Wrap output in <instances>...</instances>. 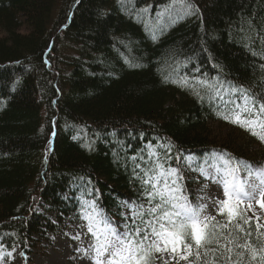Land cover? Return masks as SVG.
Here are the masks:
<instances>
[{"label":"trees","instance_id":"obj_1","mask_svg":"<svg viewBox=\"0 0 264 264\" xmlns=\"http://www.w3.org/2000/svg\"><path fill=\"white\" fill-rule=\"evenodd\" d=\"M242 100L251 130L227 118ZM262 104L264 0H0V250L29 264L88 205L133 232L122 204H157V169L196 209L204 161L222 158L232 185L264 168ZM239 215L253 223L215 217L199 264H263L264 214Z\"/></svg>","mask_w":264,"mask_h":264},{"label":"rangeland","instance_id":"obj_2","mask_svg":"<svg viewBox=\"0 0 264 264\" xmlns=\"http://www.w3.org/2000/svg\"><path fill=\"white\" fill-rule=\"evenodd\" d=\"M220 100H225L228 96V89L223 88L218 91ZM222 102V101H221ZM235 102V99L234 101ZM237 106L241 109L246 107V101L242 100L241 104L234 105L236 111L235 115H238ZM241 119H245L244 115H241ZM251 121H257L256 117L247 118ZM215 127H220L215 125ZM217 129V128H216ZM223 132L228 130V127L221 128ZM255 149V148H254ZM191 160L189 157L186 159V167L184 170L186 174H190L191 169L189 165ZM225 161L222 158H213L210 162L204 161L201 165L198 174H196V184L193 188L197 192V200L199 205L196 209H200L201 218L216 217L220 212V202L226 199L230 200V203L238 208L239 213H245L247 217H260L264 214V208L259 206L262 197H264V168L257 174H249L243 180H239L235 185L237 188L242 189L244 193L248 194V197L241 199L236 195L226 196L225 194V178L228 180V176L232 175L230 171L225 170ZM163 173V175H161ZM169 173H173L169 175ZM176 171L174 169H157L153 174H148L147 179L151 182L152 194L158 199V203L154 206L157 207V212L152 213L154 206L146 204H131L127 206L122 204L121 214L128 218V221H134L133 227L135 229L130 232L126 225H123L122 221L114 228L112 225L107 224L108 228L114 229L117 233H128L135 237L137 230L147 231L149 233V241L155 239L150 235L151 228L149 227L150 221H155L158 216L162 215L159 210L161 198L157 195V190L164 191L166 198L171 201L172 204H184L185 197L181 194L180 188L175 184L174 177ZM195 178V177H194ZM242 179V178H241ZM161 180V181H160ZM229 188L232 187V179L228 180ZM239 201V203H238ZM151 202V201H150ZM150 202L148 204H150ZM251 205V210L248 206ZM91 205L87 206L85 217L79 220L68 219L59 231L50 237L48 242L41 243V247L32 249L28 255L31 260L29 264H97V259H100L106 264L109 257L105 254L102 257H98L96 248L99 247L97 243V237L103 240L101 230L105 228V221L96 217V211L91 210ZM168 211H174L169 204L164 206ZM227 214V213H226ZM141 216V217H139ZM86 218V220H85ZM91 218V219H90ZM139 219V220H138ZM98 222V223H97ZM92 227L93 232H89V227ZM167 226V225H166ZM158 227V225H157ZM133 233V234H132ZM110 235V233H109ZM143 232H141L138 239H142ZM161 242V247H163ZM181 254H187L182 251V246L179 249ZM152 256L155 259H161L162 261H169L172 264H176V259H173L170 251L166 252H153ZM178 259V257H177ZM264 264V261L261 260ZM0 264H27L25 258L21 254V250L18 247H14L10 251L0 250ZM179 264H184V260H179Z\"/></svg>","mask_w":264,"mask_h":264},{"label":"snow or ice","instance_id":"obj_3","mask_svg":"<svg viewBox=\"0 0 264 264\" xmlns=\"http://www.w3.org/2000/svg\"><path fill=\"white\" fill-rule=\"evenodd\" d=\"M237 111L239 112L235 118L227 117L230 119V122L239 124L241 127H245L248 130L252 129V126L256 121H251L248 119H241V115L246 114L251 117L253 115V109L249 107L240 108L237 106ZM259 116H264V104L260 105L258 108ZM261 125H264V121H260ZM253 135H259L253 131ZM261 140H264V136L259 137ZM173 173H169L172 175ZM163 175V173H161ZM234 176V173H233ZM157 195L161 198V203L158 206L162 215L158 216L155 221L149 222V227L151 228L150 235L155 237L151 240L150 243H145L149 241V233L143 230H137L135 237L129 235L128 233H117L114 229L107 227V222H105V228L101 230V235L103 240L100 237H97V243L99 247L96 248L98 257H102L105 254L109 257L106 264H151L153 252H166L170 251L172 253L173 259H176V264H179V260L187 261L190 257L194 255L193 249L195 248V260L197 264L201 261V255L207 258L210 253L208 251L201 250L206 246L212 245L213 242L217 239L215 225L212 223L214 217H205L201 218L199 212L200 209H193L192 207L186 204H172L169 199L166 198L164 191L157 190ZM225 194L226 196L236 195L243 199L248 197L247 193H244L242 189L236 187L235 183L231 188L228 186V180L225 178ZM251 198V197H248ZM239 203V201H238ZM169 204L174 211H168L164 206ZM259 206L264 208V197H262ZM251 210V205L248 206ZM220 212L219 215H225L227 213L228 220L225 225L222 227L227 228L229 224L233 222L235 218L242 220L243 224L250 225L253 221L244 219L242 215H239L238 208L234 207L229 199L220 202ZM157 212V207L154 206L152 213ZM91 219V218H90ZM257 221L260 219L256 218ZM98 223V222H97ZM158 225V227H157ZM167 225V226H166ZM262 226L257 223L256 228L259 230ZM236 228L240 233L244 232V228L237 224ZM89 232L95 236L92 227H89ZM143 232L142 239L136 237L141 236ZM110 233V235H109ZM247 235L251 236L252 233L249 232ZM189 242H185V240ZM228 243H232L231 234L229 237H225ZM161 242H163V247H161ZM182 246V251L187 254H181L179 250ZM244 251L249 249L244 245H239ZM217 249H224L225 245H216ZM228 252H231V248L226 249ZM253 252V259L256 258L255 250ZM220 253H212V255H219ZM178 257V259H177ZM231 257H229L230 259ZM97 264H104L100 259H97ZM163 264H170L169 261H163Z\"/></svg>","mask_w":264,"mask_h":264}]
</instances>
